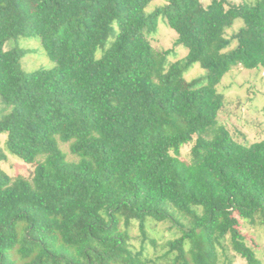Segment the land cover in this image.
Instances as JSON below:
<instances>
[{"label": "trees", "instance_id": "obj_1", "mask_svg": "<svg viewBox=\"0 0 264 264\" xmlns=\"http://www.w3.org/2000/svg\"><path fill=\"white\" fill-rule=\"evenodd\" d=\"M153 1L0 0V134L34 164H0V264H264L241 229H264V137L218 120L225 73L264 69V0ZM160 20L184 58L152 45ZM27 34L52 64L24 71L30 49L6 43Z\"/></svg>", "mask_w": 264, "mask_h": 264}, {"label": "rangeland", "instance_id": "obj_2", "mask_svg": "<svg viewBox=\"0 0 264 264\" xmlns=\"http://www.w3.org/2000/svg\"><path fill=\"white\" fill-rule=\"evenodd\" d=\"M204 5H208L212 0H201ZM256 0H226L229 4L252 3ZM166 0H155L149 6L151 11L154 7L162 5ZM243 25V20L237 18L232 27L228 29V34H232ZM176 31L168 24L160 20L156 29L150 31L148 38L152 45L158 50L171 49L170 59L184 58L187 49L176 45ZM19 46L30 49V53L25 56L23 69L26 73L49 66L52 61L45 55L46 50L35 39L34 34L22 35L18 39L9 40L6 47ZM206 70L195 63L187 69L185 77L187 80L197 79L201 82ZM218 89L225 94L224 105L219 113L220 127L227 129L237 140L248 143L264 137V69L262 67L247 68L238 65L222 77L218 84ZM6 104L0 101V115ZM6 134H0V148L5 157L0 159L2 168L12 177L23 176L29 178L33 172L34 164H26L16 155L11 154L6 148ZM61 148L65 152L67 159L74 160L76 157L70 152L69 143H61ZM192 144H187L181 149V159L190 160ZM241 229L250 233L254 237L253 245L256 255L262 259L264 248V229L259 225H252L248 221L241 220ZM163 228V227H162ZM137 233V229H134ZM233 257L232 264H248L245 259L234 252H229Z\"/></svg>", "mask_w": 264, "mask_h": 264}]
</instances>
